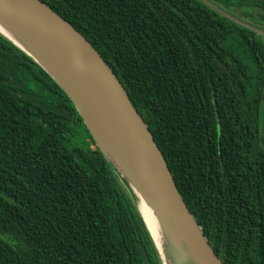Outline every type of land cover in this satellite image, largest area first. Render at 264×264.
<instances>
[{"label": "trees", "instance_id": "1", "mask_svg": "<svg viewBox=\"0 0 264 264\" xmlns=\"http://www.w3.org/2000/svg\"><path fill=\"white\" fill-rule=\"evenodd\" d=\"M122 82L223 264H264V36L202 0H42ZM264 26V0H210ZM0 264H162L71 99L0 34Z\"/></svg>", "mask_w": 264, "mask_h": 264}, {"label": "water", "instance_id": "2", "mask_svg": "<svg viewBox=\"0 0 264 264\" xmlns=\"http://www.w3.org/2000/svg\"><path fill=\"white\" fill-rule=\"evenodd\" d=\"M238 25H252L202 0ZM0 34L31 57L64 90L88 131L141 211H153L174 264H223L182 197L168 162L122 82L72 24L42 0H0Z\"/></svg>", "mask_w": 264, "mask_h": 264}, {"label": "bare ground", "instance_id": "3", "mask_svg": "<svg viewBox=\"0 0 264 264\" xmlns=\"http://www.w3.org/2000/svg\"><path fill=\"white\" fill-rule=\"evenodd\" d=\"M0 29L5 31V29L1 25ZM141 211L155 240L160 246V249L165 257L166 264H174L169 243L167 242L166 238L162 236V232L160 230L156 217L153 214V211L149 208V206L143 203L141 204Z\"/></svg>", "mask_w": 264, "mask_h": 264}, {"label": "rangeland", "instance_id": "4", "mask_svg": "<svg viewBox=\"0 0 264 264\" xmlns=\"http://www.w3.org/2000/svg\"><path fill=\"white\" fill-rule=\"evenodd\" d=\"M261 28H262V26H261ZM263 28H264V26H263Z\"/></svg>", "mask_w": 264, "mask_h": 264}]
</instances>
